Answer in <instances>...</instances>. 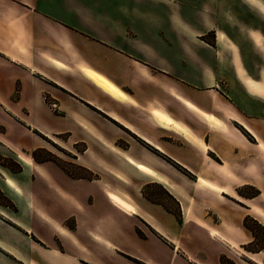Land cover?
<instances>
[{
    "label": "crops",
    "instance_id": "obj_1",
    "mask_svg": "<svg viewBox=\"0 0 264 264\" xmlns=\"http://www.w3.org/2000/svg\"><path fill=\"white\" fill-rule=\"evenodd\" d=\"M179 4L0 0V124L17 116L49 139L67 134L66 145L85 144L75 162L98 175L32 157L0 170V264H264L244 224L264 227V85L240 65L234 75L249 88L233 83L226 54L201 38L210 17L186 27ZM56 116L72 126L47 121ZM150 184L174 208L148 196ZM246 184L261 193L239 196Z\"/></svg>",
    "mask_w": 264,
    "mask_h": 264
},
{
    "label": "rangeland",
    "instance_id": "obj_2",
    "mask_svg": "<svg viewBox=\"0 0 264 264\" xmlns=\"http://www.w3.org/2000/svg\"><path fill=\"white\" fill-rule=\"evenodd\" d=\"M180 3L179 14L181 22L186 27H207V17H210L211 24L212 20H214L219 31L223 32V35L228 36L227 39L219 38V44H221L219 51L226 54V68L230 72V78L233 83L241 85L240 87L245 91L249 88L240 76L234 75L237 65H240L245 74L260 86L264 85V27H262L264 24V0H180ZM201 38L202 40L210 41V35ZM231 47L236 51L237 63ZM221 82L224 83V80L222 79ZM14 93L15 96H18L19 91H17V88ZM46 101L49 102L50 107L57 115L60 114V109L57 106L53 107V102L49 101L47 96ZM5 116H7L5 118L9 125L0 124V134L7 133L5 143L0 142V170L6 171L8 169L13 171L14 169H19V160L29 164L31 161L30 157L35 160L34 154L40 160L47 157L54 158L55 161H58L59 164L76 176L87 173L85 169L75 162L73 155V152L83 150L84 147L81 143L68 146L65 144L68 138L67 134H60L49 139L35 130H28L23 127L18 122L17 116ZM47 121L53 126H72L65 118H57V116L55 119ZM197 186H200V184H197ZM205 186H208V184ZM146 193L148 196L164 201L174 208L170 195L160 185L150 184L146 189ZM237 193L239 196L253 197L261 193V189L246 184L237 187ZM0 200L6 201V197L1 192ZM262 200L264 202V195ZM258 217L264 220V211ZM246 223L248 226L247 230L249 229L248 232L254 234L255 237L245 246L248 250H257L258 247L264 245V227L253 221L252 218H248Z\"/></svg>",
    "mask_w": 264,
    "mask_h": 264
},
{
    "label": "bare ground",
    "instance_id": "obj_3",
    "mask_svg": "<svg viewBox=\"0 0 264 264\" xmlns=\"http://www.w3.org/2000/svg\"><path fill=\"white\" fill-rule=\"evenodd\" d=\"M57 66H61V64L57 63ZM84 73L88 76V78H90L93 82L99 85L103 90L108 92L110 95L114 97L121 96L120 90L109 79L103 77L101 74L89 68H85ZM206 117L208 120H212L210 116H206ZM155 118L159 122L165 125H172V120L169 117L165 116L164 114H160L157 112L155 113ZM199 181L201 183L200 185H207V184H204L203 180H199Z\"/></svg>",
    "mask_w": 264,
    "mask_h": 264
},
{
    "label": "trees",
    "instance_id": "obj_4",
    "mask_svg": "<svg viewBox=\"0 0 264 264\" xmlns=\"http://www.w3.org/2000/svg\"><path fill=\"white\" fill-rule=\"evenodd\" d=\"M83 145V149H85V144H82ZM33 156H34V158H35V160L36 161H38V162H41V161H48V160H52V161H55V159L54 158H52V157H47V158H44V159H38V158H36V156L33 154ZM55 162H57L58 163V161H55ZM59 164V163H58ZM67 173H69L71 176H73V177H82V178H87V179H93V178H96L98 175L97 174H95L93 171H91V170H89V169H87V168H85V167H83V166H80L81 168H83V169H85L86 171H87V173L86 174H83V175H78V176H76L74 173H72L71 171H69V170H67L63 165H61V164H59ZM20 168L19 169H14L13 171L14 172H16V171H19L20 169H21V166H19ZM248 218H250V217H246L245 218V220H244V224H245V226H247V219ZM253 221H255V220H253ZM257 222V221H256ZM258 223V222H257ZM260 224V223H259ZM261 225V224H260ZM248 227V226H247ZM263 227V226H262ZM263 248V246H260V247H258L257 249L258 250H261ZM221 264H234L232 261H230L228 258H226V257H222L221 258Z\"/></svg>",
    "mask_w": 264,
    "mask_h": 264
},
{
    "label": "flooded vegetation",
    "instance_id": "obj_5",
    "mask_svg": "<svg viewBox=\"0 0 264 264\" xmlns=\"http://www.w3.org/2000/svg\"><path fill=\"white\" fill-rule=\"evenodd\" d=\"M212 24H214L213 28L210 30V44L212 47L216 48L217 49V52H219V48H220V45L219 44V29H218V26L216 25V23L214 22V20H212ZM264 25V24H263ZM262 25V27H264ZM226 37L228 38V36L226 35Z\"/></svg>",
    "mask_w": 264,
    "mask_h": 264
},
{
    "label": "built area",
    "instance_id": "obj_6",
    "mask_svg": "<svg viewBox=\"0 0 264 264\" xmlns=\"http://www.w3.org/2000/svg\"><path fill=\"white\" fill-rule=\"evenodd\" d=\"M52 105H54L53 107H56L57 106V104L55 102H53Z\"/></svg>",
    "mask_w": 264,
    "mask_h": 264
}]
</instances>
